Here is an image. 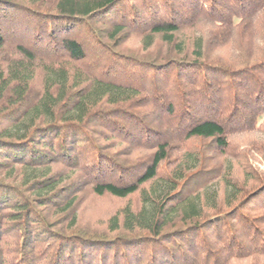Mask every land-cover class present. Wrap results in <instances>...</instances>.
<instances>
[{"label": "trees", "instance_id": "1", "mask_svg": "<svg viewBox=\"0 0 264 264\" xmlns=\"http://www.w3.org/2000/svg\"><path fill=\"white\" fill-rule=\"evenodd\" d=\"M0 264H264V0H0Z\"/></svg>", "mask_w": 264, "mask_h": 264}, {"label": "rangeland", "instance_id": "2", "mask_svg": "<svg viewBox=\"0 0 264 264\" xmlns=\"http://www.w3.org/2000/svg\"><path fill=\"white\" fill-rule=\"evenodd\" d=\"M132 43L134 46H138L139 41H132ZM123 206L124 202L111 198L94 199L85 210L81 211V216L84 223L99 226L110 214ZM98 220H102V222Z\"/></svg>", "mask_w": 264, "mask_h": 264}]
</instances>
